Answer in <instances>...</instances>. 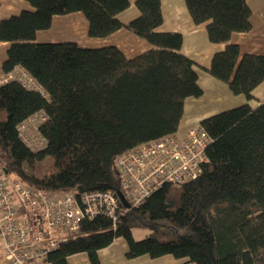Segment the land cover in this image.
Wrapping results in <instances>:
<instances>
[{"label": "trees", "instance_id": "trees-1", "mask_svg": "<svg viewBox=\"0 0 264 264\" xmlns=\"http://www.w3.org/2000/svg\"><path fill=\"white\" fill-rule=\"evenodd\" d=\"M23 1L32 10L0 22V41L10 44L2 73L23 69L36 88L18 80L0 85V170L32 189L125 194L116 160L165 137L180 139L186 100L203 96L196 63L181 53L182 35L158 32L160 0H137L140 16L126 25L119 15L131 0ZM184 2L195 25L207 24L209 41L225 45L208 73L252 101L264 82V55L240 58V47L231 43L234 34L252 29L249 0ZM76 12L88 21L90 38L125 28L152 49L128 59L114 46L36 42L55 16ZM35 116L43 118L38 133L45 140L37 151L19 135V126ZM198 127L212 140L198 178L168 183L137 208L122 204L115 226L103 217L84 220L77 235L50 254L51 264H69L78 254L101 264L99 252L120 238L128 259L264 264V102L205 118ZM135 230L149 233L137 241Z\"/></svg>", "mask_w": 264, "mask_h": 264}, {"label": "built area", "instance_id": "built-area-1", "mask_svg": "<svg viewBox=\"0 0 264 264\" xmlns=\"http://www.w3.org/2000/svg\"><path fill=\"white\" fill-rule=\"evenodd\" d=\"M15 79L36 88L27 73ZM6 82L0 79V85ZM42 121L35 116L19 126L20 138L35 151L45 146L38 133ZM211 141L205 130L196 127L180 139L165 137L118 158L129 209L141 206L168 183L180 185L198 178L208 161L206 149ZM123 214L120 198L111 191L76 196L32 189L18 181L7 184L0 170V238L8 264H51L50 254L75 237L84 220L103 217L115 226Z\"/></svg>", "mask_w": 264, "mask_h": 264}, {"label": "crops", "instance_id": "crops-1", "mask_svg": "<svg viewBox=\"0 0 264 264\" xmlns=\"http://www.w3.org/2000/svg\"><path fill=\"white\" fill-rule=\"evenodd\" d=\"M136 1L131 0L129 9L119 15V19L124 25L140 16V12L135 5ZM160 1L164 23L158 29V32L180 33L182 35L183 45L181 53L196 63L199 85L204 91L202 97L186 100L184 116L181 122L184 132L178 136L176 135V137H182L188 130L200 126V123L205 118L247 103L252 107H257L264 102V82L254 90V99L248 102L245 96L233 95L227 84L213 78L207 70L210 68L214 54L223 50L225 45L213 44L208 40L207 24H194L184 0ZM249 5L252 9L251 31L234 34L231 38V43L238 44L240 47V58L246 54L264 55V0H249ZM24 10H32V7L23 0H0V22L11 16L18 15ZM88 30V21L80 12L55 16L49 30L37 33L36 42H74L79 47L87 49L114 46L121 50L128 59L152 49V45L125 28L104 39L90 38ZM9 47V43L0 41V78H5L7 82L14 81L17 76L27 73L20 68H17L9 75L2 73V64L7 59ZM115 242L99 252L101 264H115L119 260L124 264H181L180 261L172 260V256H164L158 259L141 256L135 259H128V247L126 245L122 249L125 252L123 258L117 252L113 253L115 251L113 250ZM4 252V243L0 238V264L6 263ZM187 263L186 260H183L182 264Z\"/></svg>", "mask_w": 264, "mask_h": 264}, {"label": "rangeland", "instance_id": "rangeland-1", "mask_svg": "<svg viewBox=\"0 0 264 264\" xmlns=\"http://www.w3.org/2000/svg\"><path fill=\"white\" fill-rule=\"evenodd\" d=\"M209 40V39H208ZM1 79V78H0ZM5 79V78H3ZM2 80V79H1ZM236 96V95H235ZM244 96V95H243ZM184 132V127H183V124L180 125V128H179V131L177 133V136L180 135L181 133ZM184 136V135H183ZM182 136V137H183ZM182 137H179V138H182ZM37 143V140L35 141ZM39 146V145H38ZM48 165H50V169L53 170L54 167H53V160L52 159H48L47 162H46ZM16 180V176L14 173H11L9 174L8 176L5 177V182L6 183H12ZM149 232L146 231V230H135L134 231V238L135 240H141L146 234H148ZM124 245L127 246V243L124 239H117L116 242H115V246L113 248V250H115L113 253L115 254L117 252V254H121L124 258L125 256V252L122 250ZM128 250V249H127ZM128 252V251H127ZM150 258V257H149ZM172 260H177V261H180L181 264L183 263V260H178V259H175L174 257H171ZM174 258V259H173ZM4 264H7L4 263ZM69 264H88V259H87V256L84 255V254H78V255H75V256H72L70 257L69 259ZM115 264H124L121 260H119L118 262H116ZM187 264H194V263H187Z\"/></svg>", "mask_w": 264, "mask_h": 264}, {"label": "water", "instance_id": "water-1", "mask_svg": "<svg viewBox=\"0 0 264 264\" xmlns=\"http://www.w3.org/2000/svg\"><path fill=\"white\" fill-rule=\"evenodd\" d=\"M5 174H7V173L5 172ZM118 197L120 198V200H121V202H122V204L124 205L125 208H129L130 207V205L128 204V202H127V200H126V198L124 196V194L119 193Z\"/></svg>", "mask_w": 264, "mask_h": 264}]
</instances>
